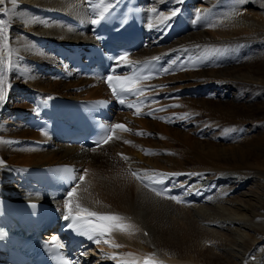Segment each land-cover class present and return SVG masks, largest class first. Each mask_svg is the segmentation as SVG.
Segmentation results:
<instances>
[{
	"label": "bare ground",
	"instance_id": "bare-ground-1",
	"mask_svg": "<svg viewBox=\"0 0 264 264\" xmlns=\"http://www.w3.org/2000/svg\"><path fill=\"white\" fill-rule=\"evenodd\" d=\"M114 2L4 0L0 4L4 29L0 33V92L5 97L0 102V192L25 191L24 176L36 167L72 164L78 177L90 181H78L77 194L86 199L77 195L74 201L91 211L119 214L126 218L123 223L134 226L110 234L109 239L121 247L97 246L99 252L85 251L84 256L99 253L106 260L98 261L108 264L130 259L128 253L140 260L153 254L163 264H264V118H260L264 103L254 105L264 98V67L255 70L242 50L246 43L254 46L255 38L264 40V0H140L146 45L128 62L159 57L163 67L158 77L139 84L143 95L149 96L136 106L140 114L134 107L116 115L115 121L126 122L130 131L116 133L118 139L98 150L34 132L27 120L25 125L7 124L10 112L23 106L15 103L11 109L13 103L7 102L18 88L41 101L54 95L90 99L105 91L102 72L69 68L57 58L54 46L88 41L93 21ZM170 2L176 4L175 16L164 9ZM209 26L216 30L211 32ZM185 55L194 58L189 57V66L177 73ZM235 61L248 66L236 70ZM237 81L259 83L261 90L249 92L251 85ZM178 94L181 99L167 101V95ZM153 95L161 99L153 102ZM174 107L177 111L171 115L176 113L174 118L184 122L180 130L157 120ZM34 142L43 147H31ZM106 150L121 156L115 157L118 167L111 162L113 156H104ZM149 150L153 154H147ZM152 170L192 175L166 176L159 182ZM131 172H147L154 183L190 202L181 205L156 196L146 189L153 182L138 180ZM49 195L64 206V194ZM111 253L117 259H111Z\"/></svg>",
	"mask_w": 264,
	"mask_h": 264
},
{
	"label": "snow or ice",
	"instance_id": "snow-or-ice-1",
	"mask_svg": "<svg viewBox=\"0 0 264 264\" xmlns=\"http://www.w3.org/2000/svg\"><path fill=\"white\" fill-rule=\"evenodd\" d=\"M15 2V0H13ZM4 0H0V4H3ZM177 13L176 11L172 12V16H175ZM170 18V17H169ZM98 20H94L93 23H98ZM4 29L3 27H0V33H3ZM6 39V37H5ZM5 47H8L7 44L4 45ZM153 59L159 60V57H154ZM121 61H127L128 57L121 56ZM168 71V69H166ZM108 82L110 86H112V91L114 94L118 92V89L116 86L113 85V78L108 77ZM141 78H135V79H125L121 81L119 78L116 79V83L120 85L119 92H136L137 95H143L144 89L139 87V81ZM142 79L146 80L148 77H143ZM4 95L2 92H0V102L4 100ZM120 103H124V100L121 99ZM129 107H135L134 105H129ZM141 109L139 107H136V113L140 114ZM116 130H120L122 132L130 131L124 124L117 123L109 129L108 134L105 135V137L101 141H97V145L100 144H107L112 139H118L119 137H116L114 135ZM140 135H143L144 133H138ZM125 143H131L130 141H125ZM147 154H153L151 150L148 151ZM124 159H127V157H123ZM65 171H70L66 169ZM152 172L155 173L157 177H160V181L162 182L163 178L166 176H175V175H192L191 173L188 174H178V173H162L158 170H152ZM133 176H135L138 180H150L151 182H157L153 177H149L148 173L145 172L143 175L133 172ZM77 179L81 182L84 181V176H79ZM147 186V185H146ZM156 196H164L166 199H171L175 201L176 203H183L180 199H178L175 196H167L164 192L158 191L155 188L151 189ZM68 202H67V209L68 214L65 215L63 218L65 220H70L72 222V225L76 228L77 231H82V234L87 235L89 239H94L95 243L99 244L101 243V238L110 236V234L113 231H127L130 228H134L133 225L125 224L123 221L126 219L125 217L120 216L119 214H102L98 213L96 211H91L87 207H84L79 203L78 201L74 202V198L77 196V189L74 187L68 192ZM147 235V233H145ZM105 243H109L111 247L119 248L122 245L113 243L111 240L106 239L104 240ZM130 259H120V264H163L162 261L156 260L154 257H148L141 261L140 259L136 258L133 253L127 254ZM111 259H117L116 255H112Z\"/></svg>",
	"mask_w": 264,
	"mask_h": 264
},
{
	"label": "rangeland",
	"instance_id": "rangeland-1",
	"mask_svg": "<svg viewBox=\"0 0 264 264\" xmlns=\"http://www.w3.org/2000/svg\"><path fill=\"white\" fill-rule=\"evenodd\" d=\"M164 9H165V11L167 12V13H169V12H172V10H175L176 9V4H174V2H170L168 5H166L165 7H164ZM178 22L179 23H181V21L180 20H178ZM188 24V22L187 21H183L182 23H181V25H187ZM209 27H211L210 28V31L211 32H213L214 30H216L214 27H212V26H209ZM195 29V28H194ZM209 28H207L206 30H208ZM260 39V38H259ZM258 38L256 39H254V42L256 41V44L254 43V46H251L250 47V45L249 44H244L243 45V48H242V50L244 51L243 53L245 54V57H246V59L247 60H250V63L251 64H255L254 66H255V70H258V69H263V67H264V48H262V46L264 47V40H263V38H261L260 40H259ZM263 41V42H262ZM222 42V40H220V41H217L216 43H221ZM40 42H36L35 41V44H36V46H39L42 50H46L47 48H45V49H43V44L44 43H42V45L40 44V45H38ZM261 43V44H260ZM169 43H164V45H168ZM45 45V44H44ZM246 45V46H245ZM245 47H247V49L245 48ZM253 47V48H252ZM251 49V50H250ZM247 50V51H246ZM52 51V50H51ZM188 57V58H187ZM189 55H185V56H183L182 58H181V61H180V63L177 65L178 67H177V73H180V72H184L182 69L183 68H187L188 66H189V62L191 61V59H193L194 57H190ZM189 59H190V61H189ZM239 60V62H240V58L238 59ZM260 60V61H259ZM237 61H235L234 63L236 64V65H234V66H232L233 68H237L236 70H243V69H245L246 68V66H248L247 64H238V63H236ZM253 62V63H252ZM191 63V62H190ZM182 64V65H181ZM180 65V66H179ZM239 67H241V68H239ZM243 67V68H242ZM179 68V69H178ZM179 70V71H178ZM47 74V73H46ZM169 76V74H164V77H166V76ZM237 82H241V81H237ZM242 82H244V84L245 83H247L246 85L247 86H250V90L248 89V91L249 92H260V90H261V85L259 84V83H251V82H247V81H242ZM241 82V83H242ZM251 83V84H250ZM259 84V85H258ZM259 86V87H258ZM260 89V90H259ZM23 90V89H22ZM22 90H20V88H18V89H16V91L15 92H13V94H15V95H13L12 97H11V99H9V100H7V102L8 103H13V105L12 106H10V108L11 109H13V107H15V103H16V105L18 104V105H23V106H21V108H19L18 110L19 111H12V112H10V114L6 117V121L8 122L7 124H11V123H16V122H19V123H22L23 125H25V121H26V118H27V116H26V114L27 113H29L30 111H32L33 109H31L32 107L31 106H33L34 105V98L35 97H32V99H30V97H28L29 95L31 96V94L30 93H27V92H24V91H22ZM17 91H18V93H17ZM213 91V90H212ZM214 92V91H213ZM218 91L216 90V93H217ZM21 95V96H20ZM32 95H33V93H32ZM173 96V95H172ZM172 96L171 95H167L166 97H167V101H169V100H175V99H177V100H179V99H181V95H179L178 94V96L179 97H176V95H174V97L172 98ZM29 98V99H28ZM217 98V95L215 96V99ZM263 103H264V98H262V99H260V100H258V101H256L255 103H254V105H256L257 107H262L263 106ZM178 107V106H177ZM24 109V111H22ZM172 110H168L165 114H163L161 117H158L157 118V120H160L159 122H161V123H165V122H167V123H165V124H167L169 127H172L173 129H175V130H180V129H182L183 127H184V122H181V121H179V120H177V119H175L174 118V115L176 114H174V115H171V113H174V112H176L177 111V108H171ZM175 109H176V111H175ZM19 112V113H18ZM160 112V110L158 109V110H156L154 113H156V114H158ZM169 115H168V114ZM255 114H256V117H258V114H257V112H255ZM138 116V115H137ZM166 116V117H165ZM170 116V117H169ZM9 117V118H8ZM140 117H143L142 115L140 116ZM173 117V118H172ZM165 120H164V119ZM169 118V119H168ZM171 118V119H170ZM260 118H264V112L261 114V116H260ZM163 120V121H162ZM168 120V121H167ZM175 120H177V121H179V122H176ZM173 123H171V122ZM174 121V122H173ZM177 123V124H176ZM11 126V125H10ZM98 150V149H97ZM104 156H106V157H108V156H113L114 157V159H115V157L116 156H118V157H120L121 158V156L119 155V154H116V155H114V154H111L110 153V150H106L105 151V155ZM112 160L111 162L113 163V165H115L116 167H118L119 166V163L118 162H116V159L115 160ZM1 161V160H0ZM132 168V167H131ZM131 168L130 167H126V169L129 171V170H131ZM168 170L169 169H171V168H167ZM133 172H131V174H132ZM86 178V177H85ZM83 182H85V183H87V184H90V181L86 178V180H84ZM82 194V193H81ZM78 196V198L79 199H83V200H85L86 199V196L84 195V194H82V196L80 195V193L79 194H77ZM83 195H84V197H83ZM165 204H166V202H165ZM139 212H142L140 209H137ZM146 233V232H145ZM144 233V234H145ZM147 236V235H146ZM106 239H109L110 238V236H106L105 237ZM110 240V239H109ZM95 245H93L92 246V248L90 249V251L91 250H94V247ZM97 246H99V247H103V248H108V247H110V244L109 243H105L104 241H102L101 240V243H99Z\"/></svg>",
	"mask_w": 264,
	"mask_h": 264
}]
</instances>
